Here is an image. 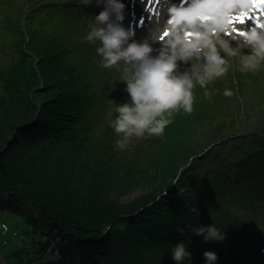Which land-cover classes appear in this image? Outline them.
<instances>
[{
	"label": "trees",
	"instance_id": "obj_1",
	"mask_svg": "<svg viewBox=\"0 0 264 264\" xmlns=\"http://www.w3.org/2000/svg\"><path fill=\"white\" fill-rule=\"evenodd\" d=\"M76 1L0 0V208L42 234L32 243L36 257L18 249L12 255L19 264H177L171 250L183 241L192 264H206L212 241L192 229L215 225L220 243L242 237L233 209L251 210L263 194L251 180H264V130L247 114L245 121L235 115L238 94L258 85L257 75L236 76L233 96L213 89L210 100L197 84L192 113H174L176 127H166L168 138L181 130L159 156L168 168L160 180L145 168L126 172L121 161L94 150L101 137H111L103 125L97 137L95 89L105 84L103 103L114 119L118 100L107 93L117 89L119 74L100 65L98 45L84 39L85 22L66 20ZM57 7L67 18L56 17ZM255 101L264 106V87ZM146 182L151 189L131 201L110 195Z\"/></svg>",
	"mask_w": 264,
	"mask_h": 264
},
{
	"label": "rangeland",
	"instance_id": "obj_2",
	"mask_svg": "<svg viewBox=\"0 0 264 264\" xmlns=\"http://www.w3.org/2000/svg\"><path fill=\"white\" fill-rule=\"evenodd\" d=\"M17 1L22 3V0ZM28 5L29 3L25 2V6L28 7ZM73 5L81 12L87 13V23H85V27L89 32L92 25L95 23L94 17L103 10L100 9L103 5L101 4L98 6L96 0H79V2ZM57 8L59 9V7ZM53 13H55L56 17L58 18H67V16L69 15V12L60 9L54 10ZM80 19V16L72 13L66 20H68L69 24L76 25L79 22L84 23L83 21H80ZM199 27H202V24L197 22L191 26V28L196 30ZM163 28L164 27H161L159 29L157 35L160 34V31ZM227 29L228 27L225 25L214 23L213 25L207 27L206 32L208 34L206 35V37L203 34V36L199 39L193 38L192 40H179L180 44H182L184 47L190 48L191 55L188 57L187 61L178 60L176 72L181 74L184 72H189L196 75H203L210 63L209 57L215 54L219 57L220 60L223 61V64L219 65V67L224 68L225 72L222 76L214 78H220L219 81H216V83H214L215 85H217V87L207 86L208 91L213 89H216L218 93H223L225 89H230L232 91V84L235 85L236 89L237 80L236 78H234L235 74L236 76H247L249 74L257 75L255 83L259 84L253 87H244L241 90V94H238V98L235 102V104L238 106V110L235 112V115H237L240 120L245 121L247 120V118L245 117V115L247 114L248 117H251L249 121L252 126L259 124L258 128L260 130H264V106L261 104H257L258 102L255 101L257 90L264 87V54H261L259 56L256 55L254 49L257 45L251 41V36H242L243 38L247 39V41H243L242 44H237L236 46L231 47V45L233 44L231 42L233 38L231 39L230 37H227ZM256 32L264 33V29H259ZM183 33V29L179 31L180 35H184ZM135 36H138L136 41L141 42L142 37L140 35V32L135 33ZM170 36L171 35L167 36L163 41L160 40L161 45H155L152 47L155 54L162 49L163 45H168L170 41H177L176 38H172ZM7 41L9 40L6 37L5 42ZM226 41H230L231 43L224 44V42ZM94 42L99 46L98 41ZM1 44L2 43L0 42V45ZM180 44H178L176 50L177 54H179ZM7 50V56L9 57V53L12 51V49L7 48ZM232 52L233 54L230 55V53ZM152 54L153 52L151 53V55ZM118 69L120 68H113V70H115L116 72L118 71ZM230 73L231 75H229ZM115 84L117 86V89H108V92L111 94V96L117 97L116 101L118 100V104L130 102L131 98L129 93L126 91V83H119L115 81ZM98 87L99 86L96 87L94 93V95L100 99L94 106V112L97 114L99 113L97 137L100 136L99 128L101 125L108 128L106 132H108L111 137H101L94 146L95 153L100 154L104 157L118 159L123 164L124 170L126 172H131L139 168H145L152 175L149 177L150 179L159 181L161 171L168 170L166 166L164 168V165L159 156L162 153L167 152V150L171 149L172 139L178 134V130H181V126L179 125V127L173 131L169 138L165 133V129L163 135L160 136H147L142 139H133L131 144L124 151H120L116 147V141L117 139H119V137L115 133L114 129L110 127L109 116L111 115V113L107 111V107L103 103L106 91L105 84H102V86H100L99 88ZM98 91H102L103 93H99ZM233 95L234 94H232L231 96ZM255 104H257V107H255ZM111 105H113L111 110L116 108L115 104L112 103ZM229 115H231V113ZM176 119L177 118H172L171 123L173 124L175 122V127L177 125V122L175 121ZM49 176L52 177L50 174ZM146 183L147 184L143 186H138L132 192L113 191L110 195L111 197H117L121 202H128L138 196H141L142 194H145L151 189L149 183ZM250 184L251 183L248 182L247 186H249ZM260 187L263 188V197H261V199L257 201V203L252 205L251 210L240 211L233 209L234 211H239V213L234 214V218L241 221L239 226L240 230H242L247 235V237H245L242 241L237 238V241H234L231 244L236 245L239 248L240 252L245 255V259H250L249 263H246L245 259H243V262H245V264H254V262H256V264H264V218L262 217V214H264V180L253 185V188ZM258 195L260 196V194ZM0 222L6 223L8 227V231L4 233H1L0 230V255L3 257L2 261L4 262V264H19L16 260L17 257L15 255H12V253L20 248L21 245H25L26 250H31L33 248V246L31 245L33 243V240V244L38 245L37 240L42 236V234L39 231L33 230L28 225L26 219L23 216L8 209L0 208ZM232 224L236 225V222H229L230 227ZM211 241L213 244L212 248L220 253L222 251L219 246L221 245L220 241ZM202 248V245H198L196 251L201 252Z\"/></svg>",
	"mask_w": 264,
	"mask_h": 264
},
{
	"label": "clouds",
	"instance_id": "obj_3",
	"mask_svg": "<svg viewBox=\"0 0 264 264\" xmlns=\"http://www.w3.org/2000/svg\"><path fill=\"white\" fill-rule=\"evenodd\" d=\"M97 5H103V10L94 17L95 23L85 36L88 42L98 41L97 55L101 57L100 65L103 68H118L123 64V81L126 82V91L130 95V102L117 104L115 113L118 115L110 120L119 139L116 147L124 151L133 139H142L147 136L163 135L166 127L172 123L174 113L183 111L191 114L197 84L207 88L214 78L222 76L225 69L219 67L223 61L215 54L209 57V65L203 75L189 72L177 73L178 60L187 61L191 50L177 41H170L163 45L158 56H152V46L147 42H138L134 39L135 32L125 27L124 8L122 0H96ZM251 41L257 46L256 55L264 54V33H251ZM179 54H177V47ZM230 89H225L223 95L231 96ZM211 92L205 91L204 97L211 99ZM191 212H197L193 207ZM192 231L203 236L205 242L223 239V233L215 225L196 226ZM183 235L184 229H179ZM191 239V238H189ZM172 258L177 264L185 260L192 264L191 252L185 242L176 243L171 250ZM206 264H215L218 257L214 251L204 252Z\"/></svg>",
	"mask_w": 264,
	"mask_h": 264
},
{
	"label": "bare ground",
	"instance_id": "obj_4",
	"mask_svg": "<svg viewBox=\"0 0 264 264\" xmlns=\"http://www.w3.org/2000/svg\"><path fill=\"white\" fill-rule=\"evenodd\" d=\"M172 1H175V0H168L167 1V3L169 5H168V7H167V9H166L165 12H167L169 10ZM239 1H241V0H234V3H237ZM227 2H229V0L221 1V3H218L217 5H219V6H221V5H228ZM193 3H194V0H189L188 1V4L189 5H191ZM211 7L215 11V4L212 3V6ZM197 8L198 9H207L208 6H205V5H203V3H200ZM100 9H103V6ZM139 10L140 9L138 8V10H136V11H131L132 12V16H134V18L136 16L137 11H139ZM164 14L165 13H163V15ZM163 15H160V18H162ZM193 20H194L193 18H187V19H178L177 21L172 22V21H169V20H167L165 18V19H161L159 26H158V24L157 25H152L151 24L153 21H155L154 19L148 20L144 24V25H146V26H144V29L141 30V37H142L141 42L147 41L152 47H153V45L157 44V42H156V40L154 38V32H155L156 29H158L161 26H163L164 29L170 28V33H169L171 35L170 37L176 38V39H179V40H182L184 38V36L183 35H180L179 34V31L183 29V32L185 33L186 30H190V29L193 30L192 28L189 27L190 25L193 24V22H192ZM208 23H212V22L211 21H207V23L202 24V27H199L198 28V31L200 32V34L197 33V35H195L194 38L199 39L201 33H202V35L204 34L205 37H206V35L208 34L206 32V29L209 26ZM149 24H151V25H149ZM237 180L235 182H237ZM252 181H253L254 184L255 183L257 184V181L256 180H251V182ZM238 184H241V183H238ZM2 224H5L6 225V223L0 222V230H1V233H4V232L8 231V227L6 228V230L3 231L2 228H1V225ZM40 239L41 238H38V240H40ZM237 249H239V248H237ZM18 250L22 251V255H24V256L28 255V256L36 257V252L34 250H32V249L31 250H26V246L25 245H21L20 248H18ZM25 252H27V253H25ZM2 260H3V257L0 255V262H1V264H4V262ZM27 264H38V263H37L36 260H32V261H29Z\"/></svg>",
	"mask_w": 264,
	"mask_h": 264
},
{
	"label": "snow or ice",
	"instance_id": "obj_5",
	"mask_svg": "<svg viewBox=\"0 0 264 264\" xmlns=\"http://www.w3.org/2000/svg\"><path fill=\"white\" fill-rule=\"evenodd\" d=\"M252 4H253L254 6H258L262 11H264V0H252ZM246 15H247L246 13H241V14L237 17V19L239 20V22H240L241 24H244V23H245ZM202 18H203V19H208L209 17L204 16V17H202ZM261 27H264V25H261ZM240 34H241V35H244L243 32H241ZM164 35L167 36L168 33L166 32Z\"/></svg>",
	"mask_w": 264,
	"mask_h": 264
},
{
	"label": "built area",
	"instance_id": "obj_6",
	"mask_svg": "<svg viewBox=\"0 0 264 264\" xmlns=\"http://www.w3.org/2000/svg\"><path fill=\"white\" fill-rule=\"evenodd\" d=\"M1 228H2V230L4 231V230H6L7 226H6L5 224H2V225H1Z\"/></svg>",
	"mask_w": 264,
	"mask_h": 264
},
{
	"label": "water",
	"instance_id": "obj_7",
	"mask_svg": "<svg viewBox=\"0 0 264 264\" xmlns=\"http://www.w3.org/2000/svg\"><path fill=\"white\" fill-rule=\"evenodd\" d=\"M0 264H1V262H0Z\"/></svg>",
	"mask_w": 264,
	"mask_h": 264
}]
</instances>
